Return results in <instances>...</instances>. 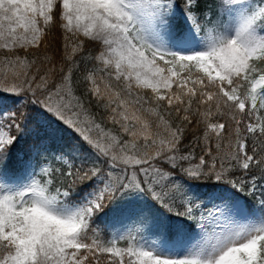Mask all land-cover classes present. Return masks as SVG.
Segmentation results:
<instances>
[{
  "label": "snow or ice",
  "instance_id": "1",
  "mask_svg": "<svg viewBox=\"0 0 264 264\" xmlns=\"http://www.w3.org/2000/svg\"><path fill=\"white\" fill-rule=\"evenodd\" d=\"M0 264H264V0H0Z\"/></svg>",
  "mask_w": 264,
  "mask_h": 264
},
{
  "label": "trees",
  "instance_id": "2",
  "mask_svg": "<svg viewBox=\"0 0 264 264\" xmlns=\"http://www.w3.org/2000/svg\"><path fill=\"white\" fill-rule=\"evenodd\" d=\"M46 42L48 44V51L49 53H59V52H62V45L64 44V35L62 33V31L60 30L59 28V25L57 24L56 26L53 27V29L51 30V32L49 33L48 37L46 38ZM97 46L93 43V42H90V41H85V48L86 50L88 49H95ZM43 51L44 49L41 48V50L39 52H35L33 51L32 53H29L30 56H40L43 54ZM20 55H25V53L23 51L20 52ZM5 101H8L10 102V100H5ZM11 110H14L11 109ZM93 111H96L95 108H93ZM100 115L102 116L103 113H100ZM105 127H111L110 129L113 131V132H116L118 133L117 131V127L113 126L111 124V122H107L105 124ZM63 135V134H62ZM192 140V134L189 133L184 141V144L187 145L189 144V142ZM198 151V150H197ZM56 167H61L60 164H56L55 165ZM57 181L58 183L59 182H62L65 184V186H67L68 183H70V181H65L63 177H57ZM94 226H98L99 229H100V233H99V238L102 240V241H106V239L108 237H110V235L112 234L113 232V229H114V225H113V221L111 219V217H100L99 220L96 221V225ZM107 259V256H104V257H101V260L104 261Z\"/></svg>",
  "mask_w": 264,
  "mask_h": 264
},
{
  "label": "rangeland",
  "instance_id": "3",
  "mask_svg": "<svg viewBox=\"0 0 264 264\" xmlns=\"http://www.w3.org/2000/svg\"><path fill=\"white\" fill-rule=\"evenodd\" d=\"M5 103H6V104H11V100H10V102L5 101ZM110 128H111V127H105L106 131L109 130ZM112 134H113V135H118V133L113 132V131H112ZM118 227H119V225H115L112 233H114V232L117 230ZM109 239H111V235H110V237H108V238L106 239L105 242H107ZM105 246H108L107 243H105ZM117 247H121V248L127 247V243L124 242V241H119V242L117 243Z\"/></svg>",
  "mask_w": 264,
  "mask_h": 264
}]
</instances>
